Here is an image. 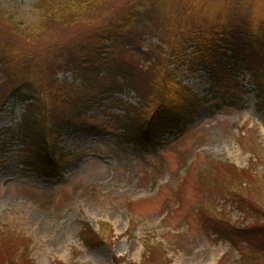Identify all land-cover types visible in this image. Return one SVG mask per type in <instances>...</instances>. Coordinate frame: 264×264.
<instances>
[{"label": "rangeland", "instance_id": "374dc122", "mask_svg": "<svg viewBox=\"0 0 264 264\" xmlns=\"http://www.w3.org/2000/svg\"><path fill=\"white\" fill-rule=\"evenodd\" d=\"M38 1L0 0V14L12 17L23 35L37 21ZM180 1L169 3L166 13L153 12L149 20L140 8L131 28L144 33L138 41L141 52L126 47L121 57L144 69L153 61L151 55L161 51L163 64H168L163 51L176 36ZM187 2L195 3L185 13L187 20L199 18L201 8L232 16L235 23L250 15L264 19V0ZM120 3L106 0L104 16L114 14ZM67 20L43 30L38 43L21 35L13 42L36 59L43 48L76 40L90 25ZM146 49L151 59L144 57ZM241 66L227 79L229 90L239 85L236 100L229 103L215 94L222 105L216 108L210 99L206 108H198L177 139L165 135L140 148L120 142L115 133L121 127L113 117L122 111L110 103L113 97L104 100L84 117L98 126L64 131L58 170L49 177L23 165L26 153L18 151L21 145L14 136L4 139L1 132L18 122L23 111V103L7 97L0 114V235L23 236V255L32 264H264V108L257 106L252 74ZM37 68L41 73L35 75L46 85L51 63L41 59ZM175 74L198 96L210 87L203 70L182 66ZM56 80L74 83L69 70L59 72ZM2 81L0 72V85ZM114 96L137 101L128 88ZM253 167L252 181L239 184L235 169ZM83 221L90 231L102 230V240L83 244ZM229 224L235 227L234 243L216 234L224 227L231 230Z\"/></svg>", "mask_w": 264, "mask_h": 264}, {"label": "trees", "instance_id": "16d2710c", "mask_svg": "<svg viewBox=\"0 0 264 264\" xmlns=\"http://www.w3.org/2000/svg\"><path fill=\"white\" fill-rule=\"evenodd\" d=\"M105 1L39 0L35 4L37 21L34 26L27 27L23 35L17 24L11 23L12 17L0 14V72L3 77L0 114L9 96L23 103L18 122L1 133L5 140L8 134L17 139L21 145L18 151L26 153L23 165L31 173L45 177L55 174L60 159L58 147L64 131L98 126L84 118L86 112L104 105V100L111 97L110 103L122 111L113 117L121 127V131L115 134L120 142L131 143L135 148L161 141L165 135L177 139L185 132L198 108H206L210 99L213 100L212 106L218 108L222 105L215 101V94L221 93L229 103L235 101L239 85L233 84V90H229L227 79L240 65L242 70L246 68L252 74L257 106L264 108V19L260 16L250 15L235 23L232 16L225 13L221 17L212 15L201 8L199 18L187 20L185 13L193 10L195 3L187 0L176 2L182 8L176 36L167 45V51H163L168 64H163L161 51L151 55L146 49L144 57L151 59L150 53L153 61L142 69L121 57V51L127 48L141 52L138 41L144 33L132 31L138 12L142 8L140 12L149 20L153 12H168L169 3L174 4L173 0H118L121 3L111 16H104L108 9ZM66 18L71 22L87 21L90 25L80 32L76 40L68 39L43 48L41 56L36 55V59L16 48L13 38L21 35L27 41L31 40L30 43H38L43 30L55 23L65 24ZM4 31L11 35L7 38ZM41 59L51 63L50 81L46 85H41L35 75L36 72L41 73L37 68ZM169 64L173 66L169 68ZM182 66L207 73L210 87L205 95L198 96L191 88L183 86L180 78H175V73ZM68 70L74 83L56 80L59 72ZM123 88L133 91L137 96L136 103L114 96ZM207 94L212 97H206ZM235 170H238L236 178L239 184L245 183L244 180L250 183L256 176L254 167ZM233 228V225L231 230L224 227L225 230H216V234L234 243ZM2 236L0 264H6L4 260L9 264H32L23 255L26 248L23 236L10 233ZM79 238L90 246V243L102 240V230L98 233L90 231L89 224L83 221ZM116 263L119 264L118 261Z\"/></svg>", "mask_w": 264, "mask_h": 264}]
</instances>
